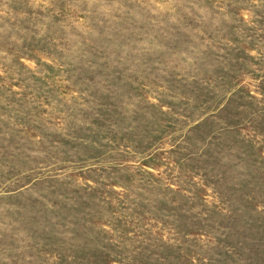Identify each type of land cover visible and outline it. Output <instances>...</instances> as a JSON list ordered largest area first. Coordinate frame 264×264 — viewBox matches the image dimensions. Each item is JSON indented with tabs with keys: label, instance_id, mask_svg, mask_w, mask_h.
Returning <instances> with one entry per match:
<instances>
[{
	"label": "rangeland",
	"instance_id": "rangeland-1",
	"mask_svg": "<svg viewBox=\"0 0 264 264\" xmlns=\"http://www.w3.org/2000/svg\"><path fill=\"white\" fill-rule=\"evenodd\" d=\"M0 264H264V0H0Z\"/></svg>",
	"mask_w": 264,
	"mask_h": 264
}]
</instances>
